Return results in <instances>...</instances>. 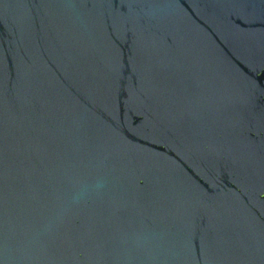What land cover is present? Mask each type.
<instances>
[{
    "label": "water",
    "instance_id": "obj_1",
    "mask_svg": "<svg viewBox=\"0 0 264 264\" xmlns=\"http://www.w3.org/2000/svg\"><path fill=\"white\" fill-rule=\"evenodd\" d=\"M0 264H264V0H0Z\"/></svg>",
    "mask_w": 264,
    "mask_h": 264
}]
</instances>
